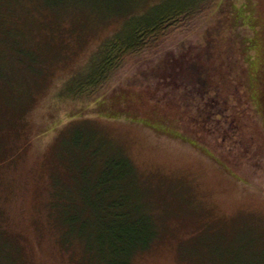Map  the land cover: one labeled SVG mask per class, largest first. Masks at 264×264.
Listing matches in <instances>:
<instances>
[{
	"label": "rangeland",
	"instance_id": "obj_1",
	"mask_svg": "<svg viewBox=\"0 0 264 264\" xmlns=\"http://www.w3.org/2000/svg\"><path fill=\"white\" fill-rule=\"evenodd\" d=\"M97 5L63 16L52 30V18L39 16L41 75H25L21 65L23 72L8 70L13 94L0 96V264H234L243 251L264 250V148L251 161L226 162L211 137L196 143L151 114L138 84L149 77L143 93L171 91L157 86L155 71L189 84L190 57L205 51L207 36L220 38L210 66L238 62L248 70L249 114L264 129V0H200L94 95L69 97L65 84L123 23L106 20L108 7ZM84 146L95 159L85 154L81 162ZM72 196L75 211L53 207ZM123 243L146 249L115 257L112 247Z\"/></svg>",
	"mask_w": 264,
	"mask_h": 264
},
{
	"label": "trees",
	"instance_id": "obj_2",
	"mask_svg": "<svg viewBox=\"0 0 264 264\" xmlns=\"http://www.w3.org/2000/svg\"><path fill=\"white\" fill-rule=\"evenodd\" d=\"M199 1L38 0L35 2L34 0H0V59L7 60L4 67L0 65V96L4 98L13 94V87H8L7 82L10 79L8 76L11 72L8 70L11 67L18 72H23L24 68L18 66H26L27 71L23 72L25 75H41V59L36 52L37 49H42L38 40L42 30L35 32L36 28L41 25L39 16L47 15L52 18L49 23H46L52 30L55 23L63 16H72V14L74 16L88 5H101L102 3L108 7L106 20L122 18L123 23L119 31L100 45L86 69L70 78L62 92L69 97L92 96L130 57L157 47L163 42L177 22H182L183 18L193 15ZM31 17L36 18L37 24L30 20ZM42 25L44 26V23ZM214 42L219 43L220 38L211 40L207 36L205 51L198 56L190 57L191 64L186 75L191 80L189 84L185 81L183 84H178L173 80L171 71H165L163 74H157L159 71H155L156 81H163L157 86H165L171 91L164 93V88L161 91L157 88L159 93L156 90L154 93H143L142 89L145 87L141 85L149 80V77H145L138 83L142 87L139 95L142 100L148 102L151 114L153 112L155 115L162 116L164 118L162 120L173 124L183 136L193 139L196 143H203V137L205 140L211 137L213 142L219 143L223 148V154L226 153L228 156L226 162L251 161L262 154L264 129L259 121L252 119L249 114L248 104L252 106L253 103L245 79L246 73L248 76V70L242 65H237L238 62H235V67L227 66L225 69L221 66H210V61L215 56ZM4 53L5 55H2ZM17 55H21L25 61ZM220 55L223 59L227 57L225 52H221ZM242 61L246 65L247 61L244 58ZM9 64L11 65L8 66ZM177 69L185 74L182 71L185 68H182L181 63ZM4 80L6 86H1ZM160 93L161 96L158 95ZM232 100L236 102V105L230 104ZM9 113L12 115L13 111ZM70 127L67 129L68 133L65 132L59 139L60 142L63 143L68 139L71 130L74 129ZM82 154L84 156L82 155L81 162L86 160L89 154L94 159L96 157L94 149L86 146L83 147ZM218 159L224 163L221 156ZM240 163L238 162L237 165ZM253 164L250 163L255 167L260 165L256 162ZM61 205L71 212L78 209L73 196L56 200L53 207ZM129 230L124 231V238L127 237ZM139 245V243H123L119 247L113 246L112 252L115 257L125 256L130 259L132 249L135 252L146 249L143 245ZM236 262L238 264H264V250L254 247L251 251H243L242 257ZM123 264H132V262L129 260Z\"/></svg>",
	"mask_w": 264,
	"mask_h": 264
}]
</instances>
